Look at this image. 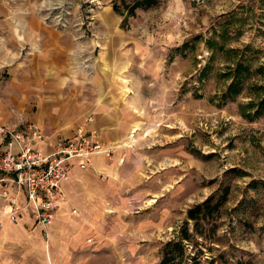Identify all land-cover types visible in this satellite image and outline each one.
Returning a JSON list of instances; mask_svg holds the SVG:
<instances>
[{"label": "rangeland", "instance_id": "rangeland-1", "mask_svg": "<svg viewBox=\"0 0 264 264\" xmlns=\"http://www.w3.org/2000/svg\"><path fill=\"white\" fill-rule=\"evenodd\" d=\"M12 22L23 42L28 22L92 39L96 22L122 18L111 0H0V61L18 49ZM127 23L150 47L163 42L161 65L152 56L150 74L141 75L149 103L124 160L96 176L101 200L90 203L92 217L81 215V235L68 237L76 245L34 264H158L187 211L225 185L217 229L193 253L199 264H264V0H161ZM212 38L222 51L207 47ZM240 55L248 79L220 101Z\"/></svg>", "mask_w": 264, "mask_h": 264}, {"label": "crops", "instance_id": "crops-1", "mask_svg": "<svg viewBox=\"0 0 264 264\" xmlns=\"http://www.w3.org/2000/svg\"><path fill=\"white\" fill-rule=\"evenodd\" d=\"M96 23L102 28L89 39L28 22L21 42V24L12 22L18 49L0 61V127L25 132L42 156L53 154L61 138H71L78 130L95 132L115 154L111 160L94 157L87 170L71 162L62 183L63 200L47 229L35 227V208H26L25 194L12 176L0 183V264H34L38 255L51 261L53 250L65 252L76 245L68 237L84 231L81 215L92 217L90 203L101 200L96 176L112 175L124 160L122 147L134 138L149 103L151 88L142 85L141 75L150 74L152 56L161 65L163 42L155 39L150 47L149 38L134 36L121 22ZM22 43L25 55L19 53ZM4 146L0 139V151ZM10 201L22 209L13 218L5 214Z\"/></svg>", "mask_w": 264, "mask_h": 264}, {"label": "built area", "instance_id": "built-area-1", "mask_svg": "<svg viewBox=\"0 0 264 264\" xmlns=\"http://www.w3.org/2000/svg\"><path fill=\"white\" fill-rule=\"evenodd\" d=\"M30 138L21 130L0 127V139L5 142L0 151V183L12 176L11 181L25 194L26 208L32 205L35 208V227L47 229L63 200L62 183L69 175L71 162L75 161L79 169L87 170L94 157L110 158L114 148L102 144L95 132L78 130L71 138H61L53 154L42 156ZM10 203L11 208L5 214L13 218L22 209L14 202Z\"/></svg>", "mask_w": 264, "mask_h": 264}, {"label": "trees", "instance_id": "trees-1", "mask_svg": "<svg viewBox=\"0 0 264 264\" xmlns=\"http://www.w3.org/2000/svg\"><path fill=\"white\" fill-rule=\"evenodd\" d=\"M160 2L161 0H111V8L116 15L122 18L120 27L128 29V19L135 18L138 10L145 11L155 8L160 5ZM206 43L212 51H215V46H219V51L223 50L221 44L217 45L213 38L207 40ZM227 51L231 53V51ZM241 58L240 55L235 61L232 77L226 89L221 92L220 101L233 100L243 87V82L248 79L247 75L250 74V70ZM204 72L203 69L202 74ZM263 108L264 106L259 107V109ZM243 116L252 117L248 113H243ZM219 190L218 194L210 195L187 211L185 222L175 237L162 245L161 258L158 264H199V257L193 251L197 249L198 245H201L199 239H212L217 229L216 222L219 212L223 208L230 191L227 185ZM190 223H193L192 231L189 226Z\"/></svg>", "mask_w": 264, "mask_h": 264}]
</instances>
